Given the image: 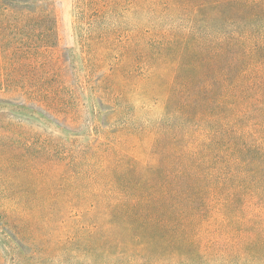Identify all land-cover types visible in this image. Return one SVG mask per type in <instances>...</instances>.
Masks as SVG:
<instances>
[{
    "label": "trees",
    "instance_id": "trees-1",
    "mask_svg": "<svg viewBox=\"0 0 264 264\" xmlns=\"http://www.w3.org/2000/svg\"><path fill=\"white\" fill-rule=\"evenodd\" d=\"M65 8L94 29L110 69L95 85L98 137L79 175L101 189L23 188L21 199L77 201L0 203V261L264 264V0H0V58L22 64ZM28 88L0 75L11 93L0 97V129L37 121L68 133L16 102L42 104ZM9 144L0 139V168Z\"/></svg>",
    "mask_w": 264,
    "mask_h": 264
},
{
    "label": "rangeland",
    "instance_id": "rangeland-1",
    "mask_svg": "<svg viewBox=\"0 0 264 264\" xmlns=\"http://www.w3.org/2000/svg\"><path fill=\"white\" fill-rule=\"evenodd\" d=\"M71 20L66 8L57 14L58 23L54 28L45 29V36L50 40L46 45H32L23 51L22 64L19 59L7 61L0 58V75L23 76L33 88H28L25 92L37 93L40 96L37 100L42 104L28 101V96L18 97L16 102L26 100L27 105L42 107L61 127L70 130L63 133L60 128H48L37 121H26L20 127L8 124L0 129V139L10 143L11 147L2 155L9 162L0 168V172L13 176L11 182L6 179L0 181V192L4 195L0 198V203L12 205L21 201H66L60 197L49 200L38 195L29 200L21 199L18 191L23 188L35 194L37 190L57 192L61 189L69 193L73 190L84 192L90 189L99 192L101 189L100 181L93 180L89 183L79 175H87L89 157L93 153L90 140L97 136L91 120L92 107L95 106L93 94L98 93L95 85L100 78L110 73V69L106 61H99V53L95 51L98 46L95 43L99 45L101 42L93 41L94 29L86 22L72 24ZM5 65L11 70H5ZM119 78L120 75L117 79ZM101 87L104 91L105 86ZM120 87L123 91L133 93L135 79H132L129 86ZM48 93L51 98L46 96ZM9 95L11 93L7 91H0L1 98L7 99ZM104 115L107 117L108 113ZM62 175L73 179L57 180ZM60 184H63L62 188H58ZM90 201L93 200H87ZM0 264L5 262L0 261Z\"/></svg>",
    "mask_w": 264,
    "mask_h": 264
}]
</instances>
